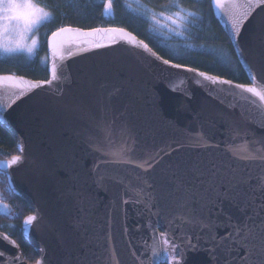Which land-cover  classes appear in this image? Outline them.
<instances>
[{"label": "water", "instance_id": "1", "mask_svg": "<svg viewBox=\"0 0 264 264\" xmlns=\"http://www.w3.org/2000/svg\"><path fill=\"white\" fill-rule=\"evenodd\" d=\"M212 7L234 42L249 83L250 70L260 80L264 76V11L256 9L241 35L233 39L226 17ZM65 64L67 79L59 87L34 90L3 117L2 123L17 143L24 144V161L9 170L16 194L40 214L26 238L38 259L41 254L37 249H44L43 264H106L109 249L114 250L118 264H139L136 257L148 261L150 251L145 252V242L151 244L149 225L165 231L168 221L183 211L184 185L196 183L197 167L211 162L224 168L230 164L243 167L225 146L231 142L233 128L264 139L262 121L246 102L232 101L227 93L207 87L206 81L197 85L194 74L171 69L130 44L94 49L69 58ZM102 116L114 120L117 127L126 126L136 140L137 159L151 154L159 162L150 161L154 166L147 172L134 165L107 163V157L93 146L103 139L97 126ZM201 133L212 147L191 143L189 137ZM235 142L240 143L239 139ZM250 171L253 176L259 173L254 167ZM120 178L146 190L154 205L151 212L142 203H123L132 197ZM222 207L225 215L240 216L227 202ZM156 212L159 215L153 214ZM261 219L264 212L254 222L259 224ZM229 231L218 228L216 235L219 238ZM0 232L4 231L0 228ZM175 235H187L194 244L199 238L201 250L189 251L187 264H245L244 257L249 254L241 244L228 247L226 243V253L216 251L207 232L199 229L177 228ZM0 251L5 253L0 264L17 252L23 255L21 246L16 249L2 239ZM24 264L35 261L25 258Z\"/></svg>", "mask_w": 264, "mask_h": 264}, {"label": "snow or ice", "instance_id": "2", "mask_svg": "<svg viewBox=\"0 0 264 264\" xmlns=\"http://www.w3.org/2000/svg\"><path fill=\"white\" fill-rule=\"evenodd\" d=\"M212 4L221 16L226 17L233 39L241 35L245 23L256 9L260 8L264 11V0H212ZM122 6L136 17L151 22L153 28L159 26L161 40H166L168 35L188 39L186 33L191 27H199L197 21L201 19L200 14L186 8L182 0H167V3L160 6V11L149 7L142 0H133V2L125 0ZM63 7L75 9L79 5L75 0H64ZM84 7L87 8L88 4L86 3ZM102 8L103 17H114V0H103ZM54 12L67 18L60 3L50 5L47 0H0V59L11 60L23 55L30 60L37 57L39 51L46 46L47 54L40 62L45 65V70L49 73L48 78L43 80H29L16 74L0 73V122H3L4 114L8 109L34 90L45 86L59 87L67 79L65 62L69 58L123 42L142 48L171 69L194 74L192 78L197 85L206 81L207 87L213 91L227 93L232 101L246 102L255 109L258 118L262 121L261 126H264V76L258 80L257 75L250 70L251 83H235L232 79H224L200 71L198 68L189 67L187 63H173L171 59H165L164 56L154 52L144 40L138 39L133 32L124 27L85 28L61 24L50 34L45 32L42 41L40 29L56 20ZM187 47L191 48V45ZM179 83L183 85L184 81L181 80ZM245 120L247 121V117ZM97 126L103 139L94 142V150L107 157V163L134 165L147 172L154 166L150 161L159 162L151 154L145 159H137L134 151L136 140L126 126L117 127L114 120L104 116L100 118ZM233 132L231 142L225 146L226 151L231 154L234 161L243 164V167L239 164L236 166L230 164L224 168L215 162L204 168L197 167L196 183L189 182L184 185L186 195L180 205L183 211L168 221L165 231H158L156 224L149 225L152 233L151 244L145 242V252L150 251V257L148 261L136 257L139 264H187L188 252L201 249L199 238L194 244L187 235L182 238L176 237L175 230L183 227L206 231L216 251L223 249L226 253L228 251L225 247L226 243L228 247H231V244H241L249 253L244 257L245 264H264V219H261L259 224L254 222V218L264 212V139L249 137L247 132L239 128H233ZM189 139L196 147H212L208 143V138L202 133ZM237 139L240 143L235 142ZM16 151L18 154L12 155L0 152V155L7 157L0 159V174L8 177L7 190L12 194H16V189L9 170L20 165L25 159L22 141L17 143ZM253 167L259 169V173L255 176L250 171ZM119 182L124 184L125 192L132 197L131 201L126 199L123 203H142L151 212L154 205L144 188L135 187L131 182L125 183L122 178ZM257 200L260 201L259 205ZM5 201L4 192H0V214L20 219V214L13 213L11 206ZM225 202L236 208L240 216L225 215L222 207ZM153 214L159 215L158 212ZM39 215L38 209L33 208L31 214L24 216L21 226L23 237L30 234ZM221 216L225 218L221 220ZM222 227L229 228L230 231L218 238L216 229ZM7 228L14 231L13 225H7ZM0 239L7 241L16 249L20 248L16 240L6 231L0 232ZM37 250L41 254V259H37L35 264H43L44 249ZM4 256L5 253L0 251V257ZM24 259L25 257L17 252L15 257L8 258L4 264H24ZM106 264H118L113 249H109Z\"/></svg>", "mask_w": 264, "mask_h": 264}, {"label": "trees", "instance_id": "3", "mask_svg": "<svg viewBox=\"0 0 264 264\" xmlns=\"http://www.w3.org/2000/svg\"><path fill=\"white\" fill-rule=\"evenodd\" d=\"M64 0H47V3L54 5L60 3L62 11L67 14V18L55 13L56 20L40 29L43 41L45 32L50 34L61 24H71L78 27H125L140 38L149 43L162 56L177 61L187 63L202 70H206L221 77H226L242 83H249L248 72L244 69L234 42L224 30L222 21L214 14L211 0H182L184 6L190 11L200 14L201 19L197 21L199 27H191L186 33L188 39H183L173 35L170 39L161 40L159 33L153 29L151 22H146L131 14L128 9L123 7L125 0H114V17L106 18L102 16L103 0H75L78 8L63 7ZM133 2V0H128ZM151 8L160 11V6L167 3V0H142ZM88 4L85 8L84 5ZM191 45V48L187 46ZM211 49L212 51H209ZM47 54L46 46L39 51L37 57L30 60L25 56L8 59H0V73H15L31 77L33 79H47L49 73L45 70V65L40 62L41 58ZM17 139L15 135L0 122V152L8 155L16 154ZM0 158H7L0 155ZM8 178L0 174V192H4L6 203H8L13 213H19L20 219L7 217L0 214V228L15 238L21 246L24 257L29 262L38 259V253L29 243L26 237L21 235V226L24 216L31 213L28 203L17 194L9 193L7 190ZM13 225V229L7 228Z\"/></svg>", "mask_w": 264, "mask_h": 264}, {"label": "rangeland", "instance_id": "4", "mask_svg": "<svg viewBox=\"0 0 264 264\" xmlns=\"http://www.w3.org/2000/svg\"><path fill=\"white\" fill-rule=\"evenodd\" d=\"M153 29H155V30L157 31V33H159V26H157L156 28H153ZM40 36H42V35L40 34ZM172 36H173V35H168V36H167V39H170ZM41 38H42V37H41Z\"/></svg>", "mask_w": 264, "mask_h": 264}]
</instances>
